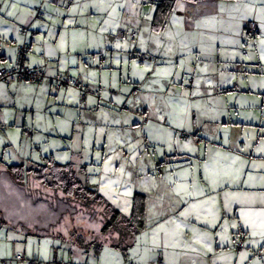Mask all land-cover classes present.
Instances as JSON below:
<instances>
[{"label": "crops", "instance_id": "0c3cea01", "mask_svg": "<svg viewBox=\"0 0 264 264\" xmlns=\"http://www.w3.org/2000/svg\"><path fill=\"white\" fill-rule=\"evenodd\" d=\"M72 1L16 0L14 16L0 13V68L12 66L16 44L23 40L20 27L26 26L31 43L27 65L44 66L49 78L69 71L75 77L81 76L91 90L83 105L79 90H56L49 79L42 84L0 83V128L6 135L23 128L39 134L53 130L52 136L55 129L62 151L68 152L61 153L66 163H73L77 170L86 165L94 175L104 173L115 153L117 168L123 164L142 168L144 150L149 152L152 144L164 142L166 154L170 141L178 139L179 130L167 127V123L180 127L173 110L180 87L174 74L159 73L177 71L182 62L195 67H186L185 72L203 68L204 73H218L215 85L221 105L235 102L237 109L236 114L215 111L211 121H206L210 122L207 131V123L201 125L195 114L192 118L185 114L182 133L193 132V144L199 150L197 159L177 164L170 172L165 170L174 186L187 184L179 196L188 195V205H166L161 208V216L173 215L172 223L184 227L181 231L187 240H166L163 235L161 248L152 250L147 243L150 238L145 236L151 199L146 191L139 190L147 196L144 229L135 232L132 225L126 224L128 228L122 234L115 231L105 236L98 255L75 246L69 253L73 259L65 254L59 263L58 256L57 264H90V257L107 264L120 261L123 254L131 264H264V237L253 236L251 226H243L249 222L258 226L264 219V0H207L195 5L178 2L161 25L154 23L156 8L148 0H106L98 8L93 5L101 0ZM10 2L5 0L6 5ZM109 3L116 8L114 13L103 10ZM37 6L42 7L45 21L34 17ZM253 24L257 27L252 32L248 27ZM132 32H137L136 40L131 39ZM101 51L106 60L99 69ZM137 54H148L151 59L140 60ZM146 66L150 70L146 71ZM161 83L169 88L166 92ZM96 88L100 89V97L92 94ZM150 96L159 98V104L153 103L155 107L148 103ZM39 115L63 123L44 127L37 122ZM44 143L43 151L49 155L40 153L38 157L29 152L10 158L16 157L22 163L29 158L30 164L51 157L61 163L51 142ZM39 148L35 147V152ZM156 151L153 158L159 162L158 168L173 161L166 159L168 155L159 159ZM142 169L147 174L152 168L145 164ZM186 171L191 174L189 179L184 176ZM159 183L158 195H162L164 179ZM133 195L126 197L131 209ZM114 204L121 210V204ZM234 224L237 227H232ZM198 229L203 230L205 239H200ZM239 235L244 237L241 250L235 245ZM7 249L5 259L23 254L18 248Z\"/></svg>", "mask_w": 264, "mask_h": 264}, {"label": "rangeland", "instance_id": "374dc122", "mask_svg": "<svg viewBox=\"0 0 264 264\" xmlns=\"http://www.w3.org/2000/svg\"><path fill=\"white\" fill-rule=\"evenodd\" d=\"M147 6L152 7L150 3H148ZM186 67L195 68L193 65L187 66L184 62H182L177 71L167 69L159 73V75L163 76L170 73L174 74L176 79L175 83H177L178 87H180V91L178 90V101L173 109L176 111L178 118L175 120L176 125L184 124L185 114H188L190 118H192L195 114L199 124L202 125L207 123L206 126H204V129L207 131L210 128V122L206 121H211L210 115H213L215 111L216 113H219L220 110L222 112L236 114L234 113L237 109L235 102H232V104L225 102L224 105H221L223 104L221 102V96L216 95L218 92L216 91V88H218V86L215 84L219 78L218 73H204L203 68H199V70L191 69L190 71L185 72L183 70ZM190 80H192L193 83L190 82ZM160 86L163 88V92H166L167 89H169L163 83H161ZM158 99L159 98L152 96L147 98L148 103L150 105L152 104V107H155L153 106V103L159 104ZM159 121L162 123L163 120ZM37 122L42 123L44 127H58V125L63 123L60 119H55L54 121L51 118H48V116L45 118L40 115L37 117ZM167 127H173L179 130L178 139L174 143L170 141L171 144H169V152L166 154L164 142H157V145L152 144L149 148V152L147 150L143 151L142 159L144 160V166L147 164L152 168L147 170V174L145 173V169H142L144 166H142V168H136L127 167L123 164L117 168L115 163L116 160H114L117 157L116 153L112 155L111 161L106 163V169L102 175L100 174V171H98L95 175L94 170L89 171L91 175L90 183L98 185L100 193L104 195L110 203L121 204L120 211L123 215L129 216L131 213L129 199L126 198L127 196H132L139 190L146 191V193L149 194L151 199L149 206L150 217L145 236L150 238L147 243L152 245V250L161 248V241L164 238L163 235H165L166 240H169L170 238L176 239L178 242L187 240L185 239L186 233L181 231L184 227L181 225L174 226L172 223L174 220L173 215L161 216L162 209L166 208V205L170 206L172 203H186L188 205V195L179 196L184 191V188L187 187V184L184 186L182 185V188L178 189L177 185L174 186V182H172V180H167L168 177H170V174L166 172L165 168L170 172L177 167L175 165H177V162L179 161L183 162L190 161L193 158L197 159V153L199 151L196 144H193L195 140L192 135L193 132L186 130L187 133L192 135V138L185 140L181 137L182 131H184L183 127L173 126L171 122L167 123ZM33 131V129H26L25 131V129L21 128L6 135L4 130L0 128L1 159L7 164H11L17 162L18 160L16 157L10 158L12 155L22 156L29 154V152L32 154L36 153V156L38 157L40 156V153L49 155L50 152L43 151L45 146L44 142L49 140L54 147V151L56 149L55 152L58 161H62L61 163H66L68 161L61 155V153L66 155L68 152L62 151V143L59 141L55 129L52 136H50V133L53 130L46 131L42 134L35 133V131ZM230 134L231 133H229V135ZM6 139L9 140V142L6 141ZM9 143H13L14 145L12 146ZM77 143H79L78 140ZM85 145L88 146L89 142L86 141ZM38 146L40 148L35 152L34 149ZM203 147L202 149L204 150ZM189 149H192V151ZM155 150H157L156 153L158 154L159 159H165V156L168 155L166 159H171L173 161L166 162L163 166L164 168L162 167V169L158 168L157 165L159 162L153 158ZM229 156L230 155L227 157ZM120 169H123V174L120 172ZM145 175L148 177L146 178ZM178 175H180V171L176 174V176ZM184 176L189 179L191 174L186 171L184 172ZM162 178L164 179V184L162 185L164 188L162 189L163 194L158 195V190H160L161 187L159 180H162ZM106 181L109 182L107 187H105ZM178 191L179 194H177ZM105 193H107V195ZM70 203L71 204L69 205H65V197L62 193L56 194L53 190L36 182L32 177L25 185L15 182L10 175L5 173V168L0 165V223H10L14 228H20L18 226L25 227V230L33 233H38V231L42 228H45L52 223H57V227H55L51 232V234L53 233L55 236H37L25 232V230L13 231L10 230L9 227L0 226V264L2 263V260L5 259L4 257H6V252H8L7 248L9 246H11V248H18V251L23 253L22 255H25L23 251L27 248V254L25 256L27 264H57L55 258L59 256L58 261L60 263L62 261V257L65 254H69L68 250L71 248L70 243L72 241L73 233L88 236L89 241L92 242H101L106 235H109L110 233L113 234L116 231L111 229L106 234L102 232L103 226L109 219V214L106 212L105 208L94 204V200L72 198V202ZM67 209L69 215L65 213ZM160 209L161 211H159ZM124 226L125 225L121 223L117 228L121 230L124 229ZM198 231L200 232V239H205V233L203 230L198 229ZM59 236H62V238ZM75 246L76 245H74V247ZM16 255L17 254L14 256ZM70 259H73L71 255ZM65 261L67 263V260ZM102 262L104 261L101 260V262H98L95 257H90L89 260L90 264H105ZM74 263L78 264V262ZM131 263L132 262L127 261L124 254L120 261H107V264Z\"/></svg>", "mask_w": 264, "mask_h": 264}, {"label": "trees", "instance_id": "16d2710c", "mask_svg": "<svg viewBox=\"0 0 264 264\" xmlns=\"http://www.w3.org/2000/svg\"><path fill=\"white\" fill-rule=\"evenodd\" d=\"M54 2H58L59 0H52ZM150 1V3L155 5V17H154V23L157 25H161L166 17L169 15L170 12L173 11V9L175 8V6L177 5L178 2H188L191 4H196L198 2H203V1H207V0H148ZM219 1V0H217ZM221 1H226V2H232L234 0H221ZM73 1L72 0H67V4H71ZM41 11V13H43V19H39L41 21H45V17H44V12L42 10V7L37 6L34 7V17L36 14V9H38ZM26 26H21L20 27V32L21 35L23 36V40L21 43L16 44V57L18 55V46L23 44V43H27V45L30 47L26 59H25V65L30 67V68H38L41 66H37V67H32L27 65V57L29 52L31 51V43L29 40V31L30 29L27 27V32L25 34L22 33V28H24ZM133 34L135 36H133ZM130 37L132 40H136L137 39V32H132L130 34ZM148 57V54H146ZM16 57L15 60L12 64V66L7 67V68H12L15 65V61H16ZM137 57H139V54H137ZM99 58H100V63L98 68H101L102 63L105 62V56L103 54V52L101 51L99 53ZM2 68V67H1ZM64 76H68L70 77V79H79L80 81H82L84 83V86L81 87H77V86H73L72 84L69 85H63L61 87H57L55 83L49 81L51 83V85L53 86V88H55L56 90L62 89V88H75L77 90L80 91L81 93V104L85 105L86 101H87V96L88 94H90V87L89 84L81 77V76H73L70 74L69 71H67L64 75L62 76H55L53 78H60V77H64ZM48 79H46L45 81H47ZM44 81V82H45ZM14 82H20V83H29V82H25L23 80H19V79H14L11 83H6L4 81H0V83H4L6 85H11ZM43 83V82H42ZM42 83H30V84H42ZM92 94L95 97H100V89L96 88L92 91ZM83 96H85V101L82 100ZM188 134L191 138L192 135L187 133V132H183ZM182 133V134H183ZM32 135V134H31ZM182 136V135H181ZM183 138V137H182ZM185 139V138H183ZM190 139V138H189ZM188 140V139H185ZM29 158H27V162H14L11 164H7L5 163L4 160H2L0 158V165L5 168V173L10 175L13 180L15 182H18L20 184L25 185L26 183L29 182V179L32 177L36 182L42 184L43 186H45L46 188H49L51 190H53L56 194L58 193H62L63 196L65 197V201L66 204L65 205H69L71 204L70 202H72V198L74 199H91L94 200V204H97V206L99 207H103L105 208L106 212L109 214V219L108 221L105 223V225L102 228V232L104 234L108 233L111 229L112 230H116L119 231L121 234L122 232H124V229H127L128 227H126V224L132 225L134 227V231L135 232H139L140 230L144 229L146 227V222H147V196L143 193H139L136 192L133 197H132V209H131V213L129 216L123 215V213L118 210L117 208L114 207V205L112 203H110L108 201V199H106V197L104 195H102L100 193L99 187L98 185L95 184H91V175L90 173L87 171V167L86 165H84L83 167H81L79 170H77V168H75L74 164L71 162L68 163H59L57 161H55V159L51 158V157H46V160L41 162V163H30L29 164ZM191 161V160H190ZM190 161H179L177 162L178 164H186ZM31 162V161H30ZM58 197V196H56ZM65 213L67 215L68 214V209L65 211ZM106 213V215H107ZM65 216V215H64ZM123 223L124 229L119 230L117 227L120 226V224ZM57 223H52L49 226H46L45 228H42L40 231H38V233H33V232H29L28 230H25V227H21L18 226L20 228H14L10 223H0L1 227H9L10 230L13 231H19L22 230L27 233H31L37 236H46V235H54L55 234H51L52 230L57 227L56 226ZM62 238V236H59ZM238 239H242L243 240V247H244V237L239 235L235 238V241L237 242ZM71 248L68 250L69 253H72V249L74 247V245L79 246L81 249H83L84 251H86V253H93L94 255H98L103 247V244L101 242H92L89 241L88 236H85L83 234L81 235H77L75 233L72 234V241H71ZM73 245V246H72ZM236 245V244H235ZM243 247L241 249H243ZM240 249V250H241ZM259 258H262V255L259 254ZM55 260L57 261L58 259L55 258ZM4 261L6 262V264H10V263H20L23 261H26V257L23 256L22 254H17L16 256H14L13 259H3L1 264H5Z\"/></svg>", "mask_w": 264, "mask_h": 264}, {"label": "built area", "instance_id": "2783aa9c", "mask_svg": "<svg viewBox=\"0 0 264 264\" xmlns=\"http://www.w3.org/2000/svg\"><path fill=\"white\" fill-rule=\"evenodd\" d=\"M35 18L43 19V13L38 9H36ZM249 25L248 30L254 31L253 28ZM27 32V27L22 28V33L25 34ZM26 35V34H25ZM133 36H135L133 34ZM30 47L27 43H23L18 46V55L16 57L15 65L12 68L2 67L0 68V81H4L6 83H11L14 79L23 80L29 83H42L46 79H49L51 82L55 83L57 87H61L63 85L72 84L73 86L83 87L84 83L79 79H70L68 76L60 77V78H49L46 74L45 67L41 66L38 68H30L25 65V59ZM140 60L151 59L146 54H139L138 57ZM85 101V96L82 98ZM182 137L185 139L191 138L188 134L183 133ZM237 249H241L243 247V240L238 239L236 242ZM6 264V262L4 261Z\"/></svg>", "mask_w": 264, "mask_h": 264}, {"label": "snow or ice", "instance_id": "6c2138e0", "mask_svg": "<svg viewBox=\"0 0 264 264\" xmlns=\"http://www.w3.org/2000/svg\"><path fill=\"white\" fill-rule=\"evenodd\" d=\"M15 3H16V0H11V2L6 5L5 4V0H0V13H5L6 12L7 16H14L15 13L12 11V7L15 5ZM104 3H106V0H101V3L100 4H94L93 7H97V8L98 7H101V5L104 4ZM119 7H123V5H120ZM109 9H111V11L113 13L116 11V8L111 3H109L107 5V7H105L103 10L104 11H108ZM0 22H3L2 21V18H0ZM250 27L253 28V29H255L257 27V25L253 24ZM102 30H104V29H102ZM116 47L119 48V47H121V45L120 44H117ZM145 70L147 71V70H150V69H148V67L146 66V69ZM141 79H143V77H141ZM160 119L161 120H164V116H161ZM180 126L183 127V125H180ZM189 150L192 151V149H189ZM207 167L208 166L205 165V168H207ZM120 172L123 174V169H120ZM205 179H209V177H205ZM108 184H109V182L106 181L105 182V187H107ZM177 187H178V189H181L182 188V186H180V185H178ZM105 194L107 195V193H105ZM177 194H179V191L177 192ZM195 207H196V205H193V208H195ZM182 215H187V213H182ZM262 215H264V213H262ZM243 226L245 228L251 226V228L253 229V231H252L251 234L253 236L259 235L261 237H264V219L261 220V222H260V224L258 226L254 222L246 223ZM232 227H237V225L234 224V225H232ZM257 227H259V229H260L259 232L256 231V228ZM197 242H199V241H197Z\"/></svg>", "mask_w": 264, "mask_h": 264}]
</instances>
